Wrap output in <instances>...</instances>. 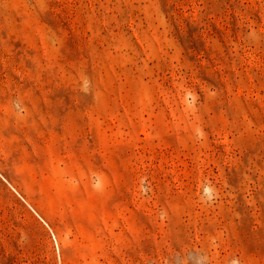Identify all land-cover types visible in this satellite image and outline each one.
<instances>
[{
    "label": "rangeland",
    "instance_id": "374dc122",
    "mask_svg": "<svg viewBox=\"0 0 264 264\" xmlns=\"http://www.w3.org/2000/svg\"><path fill=\"white\" fill-rule=\"evenodd\" d=\"M0 264H264V0H0Z\"/></svg>",
    "mask_w": 264,
    "mask_h": 264
}]
</instances>
